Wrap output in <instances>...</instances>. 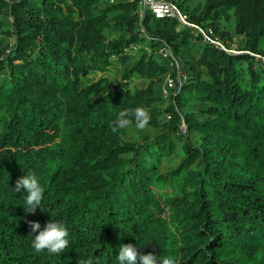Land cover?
Wrapping results in <instances>:
<instances>
[{
  "label": "trees",
  "instance_id": "obj_1",
  "mask_svg": "<svg viewBox=\"0 0 264 264\" xmlns=\"http://www.w3.org/2000/svg\"><path fill=\"white\" fill-rule=\"evenodd\" d=\"M166 1L221 46L141 0H0V264H118L128 243L264 264V0ZM138 106L149 124L113 133ZM28 172L49 210L13 190ZM52 218L69 246L37 253L29 221Z\"/></svg>",
  "mask_w": 264,
  "mask_h": 264
},
{
  "label": "clouds",
  "instance_id": "obj_2",
  "mask_svg": "<svg viewBox=\"0 0 264 264\" xmlns=\"http://www.w3.org/2000/svg\"><path fill=\"white\" fill-rule=\"evenodd\" d=\"M133 118L135 126L139 129H144L151 119L149 112L144 107L126 108L119 111L116 118L111 121V131L116 133L127 128L133 123ZM13 190L16 193L24 194L23 207L26 212H35L38 207L42 210H49L43 203L45 181L36 172H28L26 176L21 177ZM29 225L33 233H38L33 235L34 239L31 241V247L35 252L46 250L48 253H61L69 246V230L62 221L52 218L43 227L38 221H29ZM117 260L118 264H177L176 259L171 255L159 257L154 254L142 255L132 243L119 246ZM80 264H93V260L90 257L81 259Z\"/></svg>",
  "mask_w": 264,
  "mask_h": 264
},
{
  "label": "built area",
  "instance_id": "obj_3",
  "mask_svg": "<svg viewBox=\"0 0 264 264\" xmlns=\"http://www.w3.org/2000/svg\"><path fill=\"white\" fill-rule=\"evenodd\" d=\"M141 6H143L144 8H149L155 14L156 17L162 18L164 15L167 14L174 15L178 17V19L182 22V24L188 25V22H186V18H183L182 14L179 12V10L177 9L176 5L173 2H168L166 0H141ZM191 27H193L197 31V33L200 34L205 39V41L212 42L215 43L216 45L221 46V43L217 42L216 41L217 39L214 38L215 34L211 28L204 30L203 28L193 24H191ZM161 53L164 55V57L167 58L172 55L171 52L166 49H163ZM174 63L176 67L179 64L177 60H175ZM175 86L176 83L174 79L169 78L167 82V86L163 88L164 96L165 97L168 96L169 90H173ZM168 118H170V116H168Z\"/></svg>",
  "mask_w": 264,
  "mask_h": 264
},
{
  "label": "rangeland",
  "instance_id": "obj_4",
  "mask_svg": "<svg viewBox=\"0 0 264 264\" xmlns=\"http://www.w3.org/2000/svg\"><path fill=\"white\" fill-rule=\"evenodd\" d=\"M183 18H186L184 15H182ZM186 22H188V20L186 19ZM189 27H191V23L188 22V25ZM177 68L179 69L180 68V65L178 64ZM166 97H169L166 96ZM169 115V114H167ZM180 133L184 134L185 131H186V127L182 124L181 125V128L178 130ZM153 182V188L156 192H159L161 194V196L164 198L166 196H169L171 194H176V190H177V185L174 183V184H171L167 178H161L157 181H155V178H153L152 180Z\"/></svg>",
  "mask_w": 264,
  "mask_h": 264
},
{
  "label": "bare ground",
  "instance_id": "obj_5",
  "mask_svg": "<svg viewBox=\"0 0 264 264\" xmlns=\"http://www.w3.org/2000/svg\"><path fill=\"white\" fill-rule=\"evenodd\" d=\"M202 37V36H201ZM205 42V41H204Z\"/></svg>",
  "mask_w": 264,
  "mask_h": 264
}]
</instances>
